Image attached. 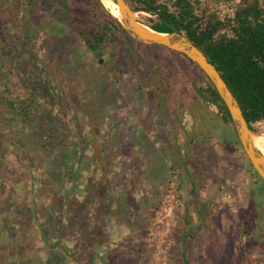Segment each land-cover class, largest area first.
Returning a JSON list of instances; mask_svg holds the SVG:
<instances>
[{
  "label": "rangeland",
  "instance_id": "1",
  "mask_svg": "<svg viewBox=\"0 0 264 264\" xmlns=\"http://www.w3.org/2000/svg\"><path fill=\"white\" fill-rule=\"evenodd\" d=\"M93 2L0 0V77L93 158L80 160L78 181L56 182L0 116V253L32 264H264V180L243 147L221 146L233 130L206 121L212 109L187 82L202 73L160 44L98 63L74 29H95ZM175 63L180 84L150 83L151 66L170 77ZM255 127L264 152V121Z\"/></svg>",
  "mask_w": 264,
  "mask_h": 264
},
{
  "label": "trees",
  "instance_id": "2",
  "mask_svg": "<svg viewBox=\"0 0 264 264\" xmlns=\"http://www.w3.org/2000/svg\"><path fill=\"white\" fill-rule=\"evenodd\" d=\"M38 1L26 0L30 5ZM127 1L136 12H147L152 15L148 23H145L146 25L161 32L182 33L205 53L236 96L250 128L255 133L257 131L255 125L264 121V0ZM221 3L231 5V11L223 14L215 6ZM93 6L95 29L91 25L87 27L76 25L74 29L86 43L94 59L100 64L113 61L115 52L122 48L127 49L133 56L144 57L140 45L151 44L132 38L101 0H94ZM73 21L74 18L70 20L71 23ZM166 48L194 64L202 73L203 80L189 78L185 67L175 63L171 68L170 77L165 74L163 68L151 66V72L156 76L150 83L158 84L159 78L169 92L172 88L170 80L180 84V74H186L189 80L187 82L190 84L193 81L192 91L196 92V98L201 102L203 109H212L213 114L209 113L210 115L208 114L205 118L206 121L214 127L221 125L233 130V139L226 136L220 142L221 146H230L242 152V145L236 134L230 112L211 79L184 53ZM17 89L16 82L0 77V116L5 117L1 125L9 127L15 136L19 135L14 140L15 144L24 141L27 146L34 145L41 152L42 161H49L47 176H52L56 182L64 181L66 175L70 180L81 179L84 174L81 171L84 165L83 158L86 157L85 162L93 161L89 150L84 149L87 146L86 143L83 144L84 142L80 141L81 150L75 152L74 149L80 143L76 141L73 144L69 141L65 131L58 126L57 116L52 115L51 111L42 110L40 104L30 95V91L29 98H25L22 93H17ZM169 101L176 103L168 98ZM164 102H167V99ZM191 104L195 105L193 102H190ZM180 105L183 108L187 106L184 99L180 101ZM15 121L18 130L13 126ZM20 136H22L21 139ZM31 137L34 138L33 142L30 139L26 140ZM6 150H8L7 146L3 150V157L6 155ZM250 165L252 166V163ZM41 232L44 240L49 242L47 232L43 229ZM186 263L188 264L189 261L186 260ZM0 264H32V262L9 260L5 254L0 253Z\"/></svg>",
  "mask_w": 264,
  "mask_h": 264
},
{
  "label": "water",
  "instance_id": "3",
  "mask_svg": "<svg viewBox=\"0 0 264 264\" xmlns=\"http://www.w3.org/2000/svg\"><path fill=\"white\" fill-rule=\"evenodd\" d=\"M113 1L118 5L119 10V14L115 16L132 38L146 44L164 45L170 49L184 53L189 59L197 63L207 74L230 112L235 131L244 152L257 173L264 180V153L255 145V133L250 128L236 96L233 94L216 66L186 35L177 31L161 32L154 30L139 20L138 13L127 0Z\"/></svg>",
  "mask_w": 264,
  "mask_h": 264
},
{
  "label": "bare ground",
  "instance_id": "4",
  "mask_svg": "<svg viewBox=\"0 0 264 264\" xmlns=\"http://www.w3.org/2000/svg\"><path fill=\"white\" fill-rule=\"evenodd\" d=\"M104 6L110 10V12L114 15L119 14L118 5L113 0H101ZM254 142L257 147L261 149V141L259 137H254ZM264 153V152H263Z\"/></svg>",
  "mask_w": 264,
  "mask_h": 264
}]
</instances>
